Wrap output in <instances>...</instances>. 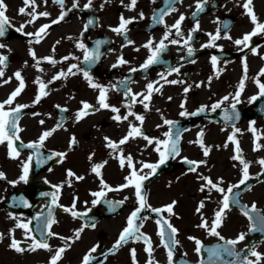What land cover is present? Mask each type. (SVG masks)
<instances>
[{
    "label": "flooded vegetation",
    "instance_id": "flooded-vegetation-1",
    "mask_svg": "<svg viewBox=\"0 0 264 264\" xmlns=\"http://www.w3.org/2000/svg\"><path fill=\"white\" fill-rule=\"evenodd\" d=\"M35 2L36 12H48L49 16L40 17L34 23H27L31 17L19 14V9L25 7L23 0H4L7 9L5 14L9 19V24L6 26L4 36L0 37V44L5 45L4 48H0V55L7 56L8 60L6 66H0L4 71V76L0 77V102L6 101L18 87L19 81L16 80L14 73L19 71L24 79L25 88L11 107L14 108L16 105H29V107L22 110L18 121V127L23 129L19 133L20 141H17L19 157L11 159L7 144L0 145V172L5 176L4 179H0V233L4 236L0 241V264H50L55 250L69 244L70 247L65 251L58 264H82L83 257L96 245L99 247L96 252L91 253L92 257H95L91 264H133L132 249L136 251V264H148L150 257L145 251L146 245L142 240L129 241L119 250L113 249L121 232L127 227L128 218L138 207V202L134 188L115 190L127 183L125 178L130 175L131 169L127 161L121 168L117 158L121 154L120 151L108 148L105 137L118 143L127 135L130 125L141 127L144 135L152 139L153 143L149 144L142 137H136L119 146L124 157L129 155L132 157V163L140 172L143 164L159 163L160 155L155 150L158 147L155 141L167 140L168 137L165 133L171 131L172 128L166 125L164 120L180 122L178 128H183V130L179 140V155L167 160L157 170L156 175L144 182L147 202L151 208H161L173 201H176V204H191L193 203L191 201L196 200L197 193L200 192L198 203L200 205L201 202H204L205 206L198 213L199 219L201 221V216H203L211 224L223 195L231 185L240 182L242 174L235 171L238 162L232 159L235 154V144L225 140L222 145H217L219 142L217 139L221 140L223 136L219 125L221 123L214 122L211 113L207 112H212L211 107L226 96L229 99L224 101L220 108L235 103L234 96L239 90L237 84L245 75V57L248 79L245 81V88L240 95L238 104L243 108H251L253 104H258V99L251 103L249 101L251 97L257 96L259 93L255 78L259 77L260 82H264V76H259L264 67V35L253 37L250 42L251 47L246 51H241L243 46L234 43L235 40L241 39L254 28L242 7L244 0H208L205 12L197 17H193L197 0H183L182 3L175 6L178 11L167 15L164 23L152 31L148 30V25L155 7L161 0H155V3L152 0H137L134 11H129L126 7L130 0H123V3L121 0H109L107 3L105 0H92L89 8H85L89 0H78L76 8L72 7L74 0H65L64 11H68V15L58 24H52V21L61 14V8L54 3V0H47V3L45 0H35ZM253 7L259 22L264 23V0H253ZM83 9L85 12L79 13V10ZM27 10L32 11L31 8ZM87 11L95 12L98 22L89 25L85 31V25H88L86 23L88 20ZM141 12L144 14L143 19L140 18ZM181 14L185 16V20L181 24L183 38L176 36L175 29H172L168 40L164 41L167 49L163 52L161 61L165 64L151 69L144 76H136L125 81L128 71L144 65L150 57L151 52L144 45L152 41L153 48H155L168 31V27L175 24ZM121 15L125 19L134 18V22L127 26V38L133 43L129 44L124 35H118L111 30L119 26ZM197 20L199 21V31L192 33L193 40L190 45L194 49V55L188 57L183 41L187 39ZM44 24H52V26L47 30V35L37 44L34 42V36L26 34L35 33ZM224 25H228V28L225 29ZM21 28L22 31H17ZM218 28L221 29L222 38L214 42L216 46L203 47L211 43L209 34L214 35ZM226 35L231 36V39L223 38ZM103 36L114 38L112 60L98 66L91 78L93 82L108 90L107 102L119 109L118 114L121 118L128 115V105L131 106V111L135 115H128L127 120L116 121L113 116L117 113L110 109L99 111L91 109L89 111L92 114L77 121L76 114L82 109V102L99 108L97 100L100 90L89 86L82 71L74 76H68L67 79L49 82L59 72H67L72 64H78L83 69L82 61L85 52L77 45L83 43L86 47ZM172 39L179 40L180 43L171 44ZM252 48H255L258 54H253ZM53 49L55 50L53 51ZM31 51H34L36 57L41 60L38 67L30 54ZM213 56L217 58L215 66L211 62ZM45 57H51L58 63L53 66L43 59ZM65 57L68 59H64ZM121 57L127 63L119 64ZM114 65L116 66L114 67ZM176 67H179V73L168 74L170 69ZM73 71L76 70L73 69ZM217 72H219L218 76ZM161 73H164L167 81L176 80L182 81V83H166L161 77ZM38 79L48 85L49 94L42 98L38 104H33L39 93ZM6 80H10V82L4 83ZM149 83L154 85V89L159 88L160 91L153 90L151 101H145L149 104V108L146 110L140 102L143 100V95L140 94H147ZM186 88L189 89L187 92H185ZM128 89L131 90V94L126 96L125 93ZM133 95L136 96L134 103ZM202 106H206L204 112L191 115L197 113ZM61 109H67V111H61ZM5 110H9V106L6 105ZM182 112L187 114L181 115ZM136 115L144 116L142 125L140 121L136 120ZM41 120L44 121L43 124L40 123ZM58 123L62 124V127L57 129L39 150L40 158L46 162L37 164L34 155L36 150L23 148L21 141L23 144L36 142L44 131L56 128ZM252 128L255 129V132L251 130ZM246 130L249 136L244 137L242 143H245L249 149L247 162L250 165L248 171L251 179L244 184L246 189L240 197L244 206L251 208L255 204L258 213L261 214V210L264 213V167L258 161L264 159V151L260 155L261 147L257 150L254 149L258 144L256 141L258 132L262 131L264 134V121L259 120L255 123L249 121ZM201 131L204 133L205 146L211 149L207 157L203 155V149L196 143ZM73 137L76 141L75 144H71ZM261 139L264 140V135L261 136ZM159 146L163 150L162 145ZM216 146H223L227 149L228 152L225 153L229 162L224 167L231 169L232 166V174L215 172ZM53 153H66V156L63 158L53 156L52 159H47ZM30 155H33V161L29 168L28 182L14 183L19 181L23 174V163L28 160ZM185 158L197 162L206 161V164H200L195 172H191L189 170L191 166L185 163ZM102 163H104V167L101 169L102 179L113 189L112 191L104 188L101 177L91 171L94 165ZM68 170H71L76 176L84 177V179L77 180L72 177L69 186L67 183L69 180ZM149 171L144 168L140 174L144 175ZM201 176L212 179L214 183H219L222 180L219 186L225 189V193L217 192L215 189L209 191L208 187L201 191V187L205 184V181L200 178ZM190 182H195L199 191L197 188L196 191L193 190L194 187L189 185ZM59 185L62 187L56 205H53L51 195L45 194L56 192L57 188L54 186ZM175 187H177L176 191L180 193V199L174 197ZM101 191L106 193L103 198L93 195V193ZM126 197L127 199H125ZM98 199L100 202L94 204L93 201ZM20 200L26 201L31 206L26 207L19 204ZM74 201V210L81 214L86 213V215L73 218L70 213L64 210L71 207ZM121 201L123 203L119 204L115 210L112 209L111 204L107 203ZM49 208L52 210V218L56 221L52 225L51 231L57 234L47 238L52 251L40 249L35 252L17 253L11 249L9 245L12 239V235H10L12 229H15L14 237L21 242V247L27 249L31 244L30 240L25 241V231L16 228L18 220L23 223L31 221L29 226L33 229L32 234L37 239H44L40 230L48 216ZM243 211L240 207H230L222 227L217 231L225 239H236L240 233H248L246 239L237 245L238 248H249L255 245L257 251L264 253V233L249 232L251 222L243 215ZM231 213H238L239 217L233 221L230 219ZM140 215L147 217L138 223H143L140 231L151 238L153 248L151 259L156 264H168L166 253L164 251L159 253L155 246L157 239L161 238L158 235L159 229L156 220L163 217L173 222L175 215L169 216L166 212L157 215L147 208ZM252 215L255 216L256 213ZM10 217H16L18 220ZM229 222L240 224V226L227 232L225 228ZM85 224L88 227H84L80 238L76 239L75 232ZM93 224L95 227L91 226ZM189 234L190 232L184 234L183 253L191 259L199 260L202 257V252L197 254L196 244L189 239ZM60 237L66 239L62 240ZM200 238L202 243L219 240L204 228H202ZM110 250L115 251V254H108L105 257V254ZM252 259L255 258L252 257ZM261 264H264V261Z\"/></svg>",
    "mask_w": 264,
    "mask_h": 264
},
{
    "label": "snow or ice",
    "instance_id": "snow-or-ice-1",
    "mask_svg": "<svg viewBox=\"0 0 264 264\" xmlns=\"http://www.w3.org/2000/svg\"><path fill=\"white\" fill-rule=\"evenodd\" d=\"M105 2L107 3V2H109V0H105ZM121 2L123 3V0H121ZM152 2L155 3V0H152ZM182 2H183V0H168L169 7L165 10H159L158 14L153 16L154 23L163 24L165 16L170 15L172 12L178 11L177 8H175L171 5H174L175 3H182ZM207 2H208V0H197L196 11L193 13V17H197L200 13H202L205 10V6H206ZM23 3L25 5V7H22L19 9V14L27 15V16L31 17V19L27 23H34L40 17H48L49 16L48 12H40V13L36 12L37 5H36L35 0H23ZM45 3H47V0H45ZM54 3L59 5L61 8L60 16L56 20L52 21V24H58L65 19V16L68 15V11H64L65 0H54ZM91 4H92V0H89L88 4L85 5V8H89L91 6ZM136 5H137V0H130V3L126 7L128 8L129 11H134L136 8ZM77 6H78V0H74L72 7L76 8ZM101 7H103V5H101ZM242 7L245 9V14L250 18L252 24L254 25V28L250 33H246L241 39H237L234 41V43L236 45L243 46L241 48V51H243L244 48L251 47L250 42L252 41L253 37H255L257 35H264V23H261L258 20V17L254 11L253 0H244ZM28 8H31L32 11L29 12L27 10ZM6 10L7 9H6V5L4 4V0H0V37L4 36L5 31H6V26L9 24V19L5 14ZM69 11H71V10H69ZM140 18L141 19L144 18L143 12L140 13ZM184 20H185V16L183 14H181L179 19L176 21L175 24L171 25L170 27H168L166 25V27H168V31L165 33L163 39L159 42V44L155 48H153V42L152 41H149L148 44L144 45V47L149 48V50L151 52V55L148 58V60L144 63V65H142V67L144 69H147L150 65L161 62L160 61V54L167 49V45L164 43V41L168 40L169 36L171 35L172 29H175L176 36L183 38V33L181 32V24L183 23ZM133 22H134V18L125 19L123 17V15H121L119 26L116 28H113L111 30L114 31L115 33H117L118 35H124L125 40L129 44L133 43L132 41L128 40V38H127V31H128L127 26L129 24H132ZM92 23H93V21L89 20V24L85 25V31H87V28ZM52 24H44L35 33H27L26 35L34 36L35 37L34 42L38 44L47 35V30L52 26ZM224 28L227 29L228 25H224ZM17 31H22V28L17 29ZM197 31H199V21L198 20L196 21L194 28L189 33L187 39H184V41H183V46L186 47V49H187L188 57H191L194 55V49L190 45H191V41L193 40L192 33L197 32ZM220 33H221V29L218 28L214 35L209 34L210 38H211V43L208 45H204L203 47H215L216 45L214 42L216 40L222 38ZM223 38L231 39V36L226 35ZM101 43H103V42L97 41L96 47L92 51H89L83 43H79L77 45V47L84 50V52H85V56H84L85 63L92 64V63H95L97 60H99V58H100L99 48H100ZM170 43L171 44H179L180 41L176 40V39H172L170 41ZM4 47H5L4 44H0V48H4ZM54 50L55 49H53V51ZM252 52H253V54H258L255 48H252ZM30 54L32 55L33 59L36 61V66L38 67L39 64L41 63V60L36 57V54L34 51H31ZM72 58L78 59L76 57H72ZM43 59L46 60L48 63L52 64L53 66L56 63H58V61H56L55 59H53L51 57H45ZM64 59H68V57H65ZM7 60H8L7 56L0 55V66H6ZM192 62L194 63L195 61H192ZM211 62L215 66L217 64V58L215 56H213L211 59ZM125 63H127V61H125L123 59V57L119 58V64H125ZM115 66L116 65H114V67ZM73 69H75L76 71H73ZM39 70L43 71L42 69H39ZM135 70L136 69H133V71H135ZM179 70H180L179 67L172 68L169 70L168 74H171V72L179 73ZM81 71L83 72L84 78L88 81L89 86L93 89H99L100 90V94H99L98 100H97L99 108H95L94 105L89 104L87 102H82V109L80 111H78L76 114L77 121L83 119L85 116H87L89 114H92L89 111L91 109H94L95 111H99L101 109H110L112 112L117 113V115L113 116V119L116 121H121V119L127 120L128 115H135L131 111V106L128 105V107H129L128 115L121 118V116L118 114L119 109L111 106L107 102V91L108 90L106 88H104L103 86L93 82L88 71L81 69L78 64L70 65L67 72H64V71L59 72L56 76L53 77V80L50 81L49 83L54 82L55 80H59V79H67L68 76H70V75L74 76L78 72H81ZM244 72H245V75L242 78V80L238 86L239 90L235 93V96H234L235 103H232L230 106L231 109L233 110V114H229L228 110H225L224 119L226 121H233L234 119H239V114L237 112H235V109H236V105L240 102V95L245 88V81L248 79L246 57L244 59ZM160 75L165 80L166 83H171V84L182 83V81H176V80L167 81V78L164 75V73H161ZM218 75H219V72H217V76ZM3 76H4V71L2 70V68H0V77H3ZM14 76H15L16 80L19 81L18 87L10 94L9 98L6 101L0 102V145H4L5 143L7 144L9 157L11 159H17L20 155V151L17 147V141H20L19 133L21 131H23V129L18 127V121L20 119V113L22 112V110L26 107H29V105H16L14 108L11 107L14 104V102L16 101V98L21 95L22 91L25 88V82H24V79L21 75V72L17 71L16 73H14ZM259 76H264V69H261ZM9 82H10V80L4 81V83H9ZM37 83L39 84V93L36 96L35 100L33 101V104H38L42 98H44L45 96H47L49 94V92L47 91V89H48L47 84L40 81L39 79L37 80ZM255 83L258 85L259 93L257 96H253L250 98V101H249L250 103L255 102L257 99H259L261 97H264V83L260 82L259 77L255 78ZM153 90H155L157 92L160 91L159 88L154 89V85L152 83H149L147 85V94L146 95L143 93L140 94V95H143V100L140 102L143 104V106L146 110L149 108V104L145 103V101H149V102L151 101ZM188 90L189 89L186 88L185 92H187ZM129 94H131L130 89H128V91L125 93V95L127 96ZM132 99H133V103H134L136 100V96L133 95ZM228 99H229V97L226 96L223 98L222 101L214 104L211 107V111L215 112L216 109L220 108L221 104ZM6 105L9 106V110H5ZM57 107H59V106H57ZM182 107H183V105H182ZM205 110H206V106H202L198 110L197 113H192L191 115H198L199 113H202ZM61 111H67V109H61ZM186 114L187 113H185V112L181 113V115H186ZM135 118H136V120L140 121L141 125L143 124V122H144V116L143 115H136ZM40 123L43 124L44 121L41 120ZM164 123L166 125L171 126V127H175V123L173 121L164 120ZM60 127H62V124L58 123L56 128L49 130V131H44L41 134V136L39 137V140L36 142L23 144L21 141V146L23 148H29V149H35L36 150L34 155L36 156V163L37 164H43L46 162V160L40 158L41 154H40L39 150L44 145V142L49 137H51L53 135V133L57 129H59ZM233 128H234V130H233L232 134L228 137V141L234 143L236 146L235 147V154L233 155L232 159L239 161V163L243 166L242 167V178L238 184L231 185L227 189L226 194L223 195V199L220 201V206H219L218 210H216L214 213V219H213L212 223L209 224V222L207 220H205L203 218V216H201V223L199 225H197V227L204 228L205 230L208 231V233L210 235L216 236L219 238V240L224 242L223 245H217L214 249H208V251L210 253L209 260L212 261V264H215L216 261H221L222 264H261V262L264 261V253L257 251L255 245H252L249 248H246L243 252L237 250V248H236V246L238 244H240L241 242H243L246 239V236L248 235V233H240L236 239H225V237L222 236L219 231H217V229L222 227V225L226 219V214L230 210V206L232 204H238L239 203V200L234 199V197H233V189L240 188L241 185L246 184L247 181L249 179H251V177L249 176V171H248L249 166H250L249 162H246L243 159L242 150L240 149L239 142L236 139V134L238 132H240V129L235 128L234 125H233ZM251 130L253 132H255L254 128H252ZM165 135L168 137L167 140H165L163 142H161L159 140L155 141V143L158 145V147L155 150L160 155L159 163H157V164H143L140 172H142L144 168H147L150 170L149 173H146L144 175H141L140 172H138L136 170L135 165L132 163V157L130 155L128 157H124L122 154V149H120V147H119L120 145L127 143L129 141V139H135L136 137H142L143 139L147 140L149 144L153 143L152 139H150L148 136L144 135L141 127H137L135 125H130V128H129L127 135L125 137H123L118 143L113 142L109 138L105 137L108 148L113 149L114 151L115 150L120 151L121 154L117 158H118V161H119L121 168H123L125 166V163L127 161V164L129 166V168L131 169L130 175L125 178L127 183L120 186V189H115V190L118 191V190H121L123 188H128V187L134 188L135 189V196H136L137 202H138V207L136 208L135 211H133L131 213L130 217L128 218L127 227H125L123 229V231L121 232L118 240L113 245V249L119 250L124 244L128 243L129 241H137L138 242V241L142 240L146 245L145 251L149 254V257H150L148 264H156V262L153 259H151L152 253H153L151 238L140 231V229L143 227V223L142 222L138 223V221H142L144 219H147V217H141V215H140L141 212H143L147 208V209H150L152 212L156 213L157 215H161L165 212L168 213L169 216L175 215L173 209L175 207L176 201H173L171 204L166 205V206L161 207V208H151V205H149L147 202V195L144 191V182L146 180L150 179L151 176L156 175L157 170L160 168V166L165 164L169 158H174L175 156L179 155L180 149H179L178 145H179V140H180L181 134L179 132L174 134L172 131H169V132L165 133ZM203 136H204V133H203V131H201L199 133V139L196 141V143H198L199 146L203 149V155L205 157H207L210 154L211 149L209 147L205 146L204 141H203ZM75 143H76V141H75V138L73 137L71 140V144H75ZM159 145H162L163 150H161V147ZM225 147H227V144H225ZM259 147H260V145L257 144L256 149H254V150L259 149ZM53 156H59V157L63 158L66 156V153H53L52 156H49L47 159H52ZM89 159H91V157H89ZM32 161H33V155H30L28 157V160L23 163V174L20 176L19 181H16L14 183H19L20 181H23L25 183L28 182L29 168H30ZM104 163H106V162H104ZM104 163L94 165L92 167L91 171L93 173H95L98 177H101V183H102V186L104 188H107L109 191H112L113 189H111L106 183H104V181L102 179L101 169L104 167ZM185 163H187L191 166L189 169L191 172H195L197 167H199L200 164H206V161L197 162V161L187 160V158H185ZM258 163L262 167H264V159L259 160ZM67 176L69 177V180L67 181L69 186L71 185V178L72 177H75V179H77V180L84 179V177H82V176H76V174L73 173L71 170H68ZM4 178H5L4 173L0 172V179H4ZM200 178L205 181V184L200 189L201 191H204L205 187H208L209 191H211L212 189H215L217 192L225 193V189L219 186V183H222V180L219 183H214L212 181V179H210L208 177L201 176ZM54 187L57 188L56 192L46 193L45 195H51L52 204L56 205V202H57L58 197H59V191H60V188L62 187V185L54 186ZM93 195L96 197H99V198H103L106 195V193L101 191V192L93 193ZM236 195L238 196L239 193H237ZM125 199H127V197ZM99 202H100L99 199L96 201H93L94 204L99 203ZM18 203L23 204V206H26V207L31 206L26 201H23V200H20ZM107 203L111 204L112 209L115 210V208L119 204H122L123 202L121 201V202H117V203H112V202H107ZM204 206H205L204 202H201L197 208V212L199 213L200 210L204 208ZM74 209H75V201L73 202L71 207L65 208L64 210L66 212L70 213L73 218H78L82 215H86V213L81 214V213H78L77 211H75ZM244 209L245 210L243 211V215L245 217H247V219L251 222L249 232L250 233H253V232L264 233V215L258 213L256 205L253 204L251 206V208H248V206H244ZM51 212H52V210H51V208H49L48 216L45 218L43 228L40 230L41 235L44 237V239H42V240L37 239L36 236L32 234L33 229L30 228V226H29L31 224V221H28L27 223H23V222H20L18 220V218H16V217H10V218L18 220V222L16 224V228H20V229H23L25 231V241L30 240L31 244L29 245V247L27 249L24 247H21V242L17 241L14 237L15 229H12V230H10V235H12V239H11V243H10L9 247L11 249L15 250L17 253H23L25 251L35 252V251L40 250V249L52 251V248L50 247L49 243L47 242V238L51 237V236H55L57 234L53 233L51 231L52 225L56 223V221L52 218ZM253 213H256V215L255 216L252 215ZM37 219H40V217H37ZM156 223H157L158 229H159L158 235L161 237V240L163 242V246L167 249L168 264H174V260H173L174 248L179 244V241L176 239V236L178 235V230L171 224L170 220L167 218L162 217L161 219L156 220ZM91 226L95 227L94 224ZM84 227H88V225L85 224L83 227H81L79 230H77L75 232V238L76 239L80 238V235L84 230ZM3 238H4L3 234L0 233V241H2ZM60 239L65 240L66 238L60 237ZM189 239L193 240L195 242V244H196L195 251L197 252V254H200L202 248L204 247L202 242L200 240L194 238V237H189ZM68 247H70V244L66 245L65 247H60V248L56 249L54 255L50 259V264H58V262L62 259L63 254L68 249ZM98 247H99V245L94 246L89 251V253L83 257L82 264H91V261L93 259H95V257H92L91 253L96 252ZM108 254L114 255L115 251L110 250L109 253L105 254V257ZM131 255L133 258V264H136V262H135V257H136L135 249L131 250ZM225 256L229 257L231 259L226 260ZM252 257H254L255 259H252ZM181 264H184V262H181ZM201 264H204L203 259H201Z\"/></svg>",
    "mask_w": 264,
    "mask_h": 264
},
{
    "label": "rangeland",
    "instance_id": "rangeland-1",
    "mask_svg": "<svg viewBox=\"0 0 264 264\" xmlns=\"http://www.w3.org/2000/svg\"><path fill=\"white\" fill-rule=\"evenodd\" d=\"M141 23H144V22H141ZM223 138L224 137L222 136L221 140L217 139V141H219V142H217V145H222L224 143ZM216 150H217V152H216V159H215V161H216L215 172L216 173H228V174L230 173V174H232L231 173L232 166H231V169L230 168L227 169L224 167L226 165V163L228 165V162H229L228 158L226 159L227 154L225 153L227 151V149L223 146H216ZM189 185H193V187H194L193 190L196 191V188L198 187V185L195 186V182H190ZM176 190H177V187L174 188V191H175L174 196L179 197L180 193L177 192ZM197 191H199L198 188H197ZM197 195H198L197 198H199L200 192H198ZM197 198H196V200L191 201V202H193L191 204L184 203V204L179 205V209H180L182 214L177 217V222L183 227L184 232L194 230L192 220H195V219L197 220V217H194V215H193L194 206L197 203ZM230 216H231L230 219L233 221L239 217L238 213H236V214L231 213ZM189 222L192 223L191 226L188 225ZM239 226H240V224H232L231 222H229L227 224V227L225 228V230L228 232L230 229H232L234 227L239 228ZM110 240H111V237H110Z\"/></svg>",
    "mask_w": 264,
    "mask_h": 264
}]
</instances>
